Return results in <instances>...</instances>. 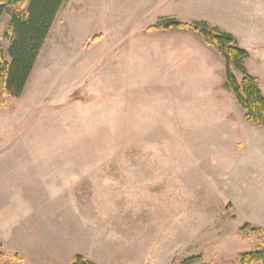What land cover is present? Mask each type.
I'll list each match as a JSON object with an SVG mask.
<instances>
[{
    "label": "rangeland",
    "instance_id": "obj_1",
    "mask_svg": "<svg viewBox=\"0 0 264 264\" xmlns=\"http://www.w3.org/2000/svg\"><path fill=\"white\" fill-rule=\"evenodd\" d=\"M218 1L66 0L24 94L0 105L2 263L65 264L85 235L115 234L168 264L215 239L211 226L228 231L232 262L264 247L258 232L241 234L264 229L245 222L264 221L254 210L264 204V129L245 118L224 58L198 32L149 29L212 16L222 30L205 22L211 30L239 38L264 94V0ZM16 10L0 14L6 54ZM123 244L91 253L113 261Z\"/></svg>",
    "mask_w": 264,
    "mask_h": 264
},
{
    "label": "trees",
    "instance_id": "obj_2",
    "mask_svg": "<svg viewBox=\"0 0 264 264\" xmlns=\"http://www.w3.org/2000/svg\"><path fill=\"white\" fill-rule=\"evenodd\" d=\"M66 0H0V14L8 8L17 9L12 14L7 36L11 44L7 54L0 48V105H5L6 98L20 99L34 72L41 51L50 36L58 15ZM155 30H194L200 34L203 42L222 56L226 63V86L233 93L245 118L264 129V94L257 79L247 73L244 66L249 53L242 49L237 39L230 33L219 29H210L205 22L193 24L165 20L149 28ZM97 40V37L94 39ZM242 73L239 82L233 72ZM258 232L264 237V229L246 227L241 234ZM246 234H243L246 236ZM3 246L0 243V264L3 258ZM9 259L21 262L18 256ZM66 264H94L82 256H76ZM179 264H206L202 256H193ZM233 264H264V247L256 252L241 255Z\"/></svg>",
    "mask_w": 264,
    "mask_h": 264
},
{
    "label": "crops",
    "instance_id": "obj_3",
    "mask_svg": "<svg viewBox=\"0 0 264 264\" xmlns=\"http://www.w3.org/2000/svg\"><path fill=\"white\" fill-rule=\"evenodd\" d=\"M136 2H138V0H134ZM209 2H211L212 5L217 6V4H220L219 1L217 0H207ZM200 22H206L208 24H210L213 27H217L219 29H221V26L219 23L214 22V18L211 16H204V18H200L198 19ZM222 30V29H221ZM155 31H162V30H155ZM236 39L238 40L239 38L236 36ZM260 142L259 144L264 145V139H258ZM261 148V147H258ZM250 150V148H249ZM245 187V186H244ZM244 189H249V186L244 188ZM257 207L255 210V212H259L262 215H264V204L261 203H257L256 204ZM241 207V206H240ZM25 221H28L27 219H31V220H35L34 216H29L28 212L25 214ZM223 221V222H222ZM244 223V220H242ZM37 222V220H36ZM234 223L233 219H228V218H223V217H214L210 223L211 224H221V223ZM245 222L246 223H264V221H260L257 219H253V220H247L245 218ZM37 224H39V222H37ZM41 224V222H40ZM217 231L214 230V228L208 227L209 231H211V235H213L215 237V239H212V236L208 237V239H204V240H199L196 239V243L198 244V246L195 247V252L190 253V254H185L184 256L181 257H175L176 255H174V253H171L170 255H168L167 257V262L168 264H179L182 260L186 259V258H190L193 256H202L206 262V264H233L235 262H232V259L235 257V254L232 250H229L230 248L228 246H226V241L229 238L228 235V231L224 232V233H219V227H215ZM221 230H223V228H220ZM214 230V231H213ZM150 235V233H148ZM118 236V235H117ZM115 234L112 235L111 238L105 239V238H91V234H88V236L85 235V237L82 238V244L83 247H79L76 248V250H74L73 252V257L76 256H82L85 259H87L88 261L94 263V264H156L155 260L153 259L154 257L152 256V258H150V249H146V250H139V249H135V248H130V247H125L124 244H130V242H123V239H118ZM154 236V235H153ZM168 237V235H165V238ZM234 237V236H233ZM49 239V237H48ZM68 239V247L71 246V243H73L75 239H71V238H67ZM112 242V243H116L117 241L120 243H124L123 246H121L119 249L114 250V252L116 253V257L113 258V261H106L104 259H100L98 254L95 253H91L93 252V249L96 247H101V246H107V242ZM201 241V243H200ZM112 245V244H111ZM202 245V246H201ZM203 245L205 246H213V252H215L212 256V253H206L201 251V248L203 247ZM180 246H183L180 245ZM110 248V246H109ZM220 248V249H218ZM153 253V251H152ZM88 254V255H87ZM91 256V257H87V256ZM93 257L95 258V260L93 259ZM71 259V260H72ZM69 260V261H71ZM69 261L65 262L68 263Z\"/></svg>",
    "mask_w": 264,
    "mask_h": 264
}]
</instances>
